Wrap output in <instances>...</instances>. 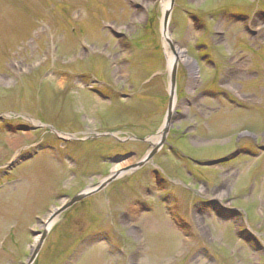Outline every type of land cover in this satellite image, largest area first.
I'll list each match as a JSON object with an SVG mask.
<instances>
[{
	"label": "rangeland",
	"instance_id": "1",
	"mask_svg": "<svg viewBox=\"0 0 264 264\" xmlns=\"http://www.w3.org/2000/svg\"><path fill=\"white\" fill-rule=\"evenodd\" d=\"M160 2L0 0V112L28 114L32 120L52 123L67 133L91 132L99 126L122 127L121 132L127 136L141 137L155 132L167 108L169 81ZM237 13L245 17L238 20L229 15ZM80 15L81 18H76ZM202 16L212 21L209 27L201 25ZM105 21L109 22L106 31L101 29ZM168 26L174 45L199 64V73L193 76L186 66L178 67L175 106L178 114L174 125L178 126L179 135L188 134L176 142L172 137L169 139V144L188 160L179 161L166 148L154 159L163 178L169 179L173 186L184 228L177 230L169 222L162 204L157 203L153 212L137 211V202L148 207V194L158 195L156 190L165 188L162 176L151 173V169H157L148 165L126 175L133 176L128 179L130 189L122 187L119 179L85 204H77L57 216L34 264H235V261L250 264L253 259L264 264V154L257 159L234 160L224 170L197 166L199 160L215 161L234 151L237 135L245 132L256 134L257 146H262L259 140L264 141V0H175ZM215 28L226 34L216 35ZM81 37L100 48L98 55L107 61L95 57L96 51L91 48L94 46L79 50ZM198 45L206 50H197ZM73 49L78 51L79 61L71 60L62 68L49 62L56 59V52L63 54L64 59L70 57ZM206 54L209 56L203 62ZM209 60L216 64V69L208 66ZM186 70L189 80L182 85ZM155 73L158 76L152 78ZM76 74H81L80 81L88 82L89 89L97 90L103 97L112 98L122 92L131 97H113L108 104L87 93V89L82 91L81 82H71ZM196 74H200V80ZM43 78L47 81L39 84ZM94 79L103 84L91 83ZM147 79H150L147 85L142 84ZM131 85L133 95L126 88ZM206 88L212 89L209 92L213 94L224 93L226 98L249 109H235L219 96L203 97L201 92ZM78 112L86 117H80ZM2 124L0 121L1 127ZM33 126L36 128V124ZM203 126L208 130L202 129ZM42 133L38 130L13 135L2 128L0 166L24 152L29 143L38 142ZM45 139L47 142L48 138ZM49 139L57 147L62 145L55 138ZM217 139L218 144L211 141ZM239 142L240 147L253 146L248 138ZM85 143L88 142L81 145ZM89 143L93 146L89 145L92 148L87 151H76L71 145L62 148L82 162L76 176L69 172L71 165L55 167L56 163L54 166L43 161L40 157L46 155H41L34 164L25 162L19 171L14 170L6 177L20 178L21 184L0 193V242L7 225L18 220L12 238H7L4 250H0V264H25L40 239L38 233L42 232L47 217L72 195L95 185L101 176L113 170V164L104 165L98 160L100 155L113 157L133 152L136 157L123 162L129 166L146 151L142 144L121 145L112 139ZM81 152L86 154L83 159L88 156L91 161H82ZM253 174L257 175L255 185L249 187ZM53 188L62 192L57 198L49 194ZM6 191L12 195L4 196ZM187 192L191 195L198 192L193 203L204 198L220 200L228 207L242 210L246 217L241 213L238 222L232 217L235 228L231 221L222 222L207 213L196 214L189 208L191 200ZM35 215H39L40 221L34 219ZM245 229L255 234L262 247L255 253L234 235L235 231ZM103 232L110 247L94 241Z\"/></svg>",
	"mask_w": 264,
	"mask_h": 264
},
{
	"label": "bare ground",
	"instance_id": "2",
	"mask_svg": "<svg viewBox=\"0 0 264 264\" xmlns=\"http://www.w3.org/2000/svg\"><path fill=\"white\" fill-rule=\"evenodd\" d=\"M168 4H169V0H161L160 2V6H161V10L164 12L167 8H168ZM193 27V24L191 25ZM164 46H165V51H166V58H167V63L169 65V67L174 63L177 62L178 65H184L186 66L188 69H190V74L194 75L196 73V68L194 63L190 60V58H188V56L184 55V53L178 48V45L173 43L172 41V37H169V26H165L164 30ZM166 40H168V43L166 42ZM166 42V43H165ZM170 43V44H169ZM170 48L168 50V48ZM118 131H111L110 133H116ZM132 159V158H130ZM127 159V160H130ZM126 165V163H120L117 164L114 168H113V172L118 171L120 168H122V166ZM54 224V222H52L51 224L45 225L46 229L52 227V225ZM44 226V227H45Z\"/></svg>",
	"mask_w": 264,
	"mask_h": 264
},
{
	"label": "water",
	"instance_id": "3",
	"mask_svg": "<svg viewBox=\"0 0 264 264\" xmlns=\"http://www.w3.org/2000/svg\"><path fill=\"white\" fill-rule=\"evenodd\" d=\"M168 15H169V11L166 13V18L168 17ZM174 75H172V86H173V79H174V77H173ZM169 110H170V106H169ZM166 132H167V129H165V131H164V134H163V136L166 134ZM154 154V152L151 154V156ZM102 187H104V185L102 186ZM101 187V188H102ZM83 197H76V198H74V200H72L67 206H65L60 212H62V211H64V210H66L67 208H69L70 206H72L74 203H76L77 201H79V200H81ZM46 236V232H44V234H43V238H42V240L39 242V244H38V246H37V248H36V250H35V252H34V254H33V256H32V259H31V262L34 260V258L36 257V255H37V253H38V251H39V249H40V246L42 245V242H43V240H44V237ZM30 262V263H31Z\"/></svg>",
	"mask_w": 264,
	"mask_h": 264
}]
</instances>
